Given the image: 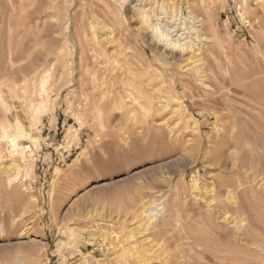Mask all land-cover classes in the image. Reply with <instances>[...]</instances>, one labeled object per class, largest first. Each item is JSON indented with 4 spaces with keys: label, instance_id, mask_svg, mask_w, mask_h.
Returning a JSON list of instances; mask_svg holds the SVG:
<instances>
[{
    "label": "rangeland",
    "instance_id": "rangeland-1",
    "mask_svg": "<svg viewBox=\"0 0 264 264\" xmlns=\"http://www.w3.org/2000/svg\"><path fill=\"white\" fill-rule=\"evenodd\" d=\"M107 1L0 0V125L32 149L25 168L0 136V264H264V131L223 89L264 70V0ZM144 10L186 45L159 41ZM82 47L97 77L84 91ZM38 65L53 85L32 116L19 96ZM123 89L150 105L151 124L127 99L112 108ZM235 163L246 195L232 188Z\"/></svg>",
    "mask_w": 264,
    "mask_h": 264
},
{
    "label": "bare ground",
    "instance_id": "bare-ground-1",
    "mask_svg": "<svg viewBox=\"0 0 264 264\" xmlns=\"http://www.w3.org/2000/svg\"><path fill=\"white\" fill-rule=\"evenodd\" d=\"M15 1V0H13ZM66 3H69L70 0H64ZM80 1V9L88 6L89 8H96L97 3H95V0H88L87 4H82L81 1L83 0H79ZM113 1H118V0H113ZM2 5V4H1ZM4 7V5H2ZM1 6V7H2ZM97 6H102L104 8H108L109 7V3L107 0H101V4L97 5ZM2 7V8H3ZM12 9L11 10H15V6L14 3L11 2V6ZM49 8V7H48ZM31 9V8H30ZM91 9V10H92ZM86 11V9H83V11ZM90 10V11H91ZM94 10V9H93ZM99 11V10H97ZM64 12V11H63ZM94 15L95 12L91 11ZM100 12V11H99ZM37 13V12H36ZM35 13V14H36ZM39 13V12H38ZM70 13V12H69ZM104 13V11L102 12ZM240 13V11H239ZM39 14H36V16ZM98 16V15H97ZM107 16V15H105ZM151 16L152 14L150 12H148L147 10H144L142 12L141 15V19L142 22L146 23L150 28L151 31L153 32V34L155 35V37L161 41L164 42L166 44H168V46L172 47V48H183L186 43H184V40L182 37V35H177L175 34L174 36H176V39H172L171 38V33H169V30H165L160 28L159 26H157L158 24H152L151 21ZM240 16L242 17V14L240 13ZM74 17V16H73ZM153 17H156L157 20H159V16L153 14ZM73 19V18H72ZM168 19H171L170 17ZM68 23V22H67ZM2 25V24H1ZM161 25V24H160ZM104 28V26H102ZM117 27V26H116ZM65 28V27H64ZM118 30V29H117ZM127 32V31H126ZM10 33V32H9ZM24 35V34H23ZM21 37V36H20ZM23 37V36H22ZM129 37V36H128ZM12 38V37H10ZM22 39V38H21ZM130 39V38H129ZM199 39V38H198ZM202 39V38H201ZM19 40V39H18ZM133 41V40H132ZM200 42V41H199ZM8 43V42H7ZM126 43V42H125ZM10 44V43H8ZM188 44V43H187ZM192 44V43H191ZM190 44V45H191ZM132 45V44H131ZM188 46V45H187ZM194 46V45H193ZM188 48V47H187ZM191 48V47H190ZM128 49V48H127ZM132 50V49H131ZM19 50L17 49L16 52H18ZM129 51V50H128ZM11 52V50H10ZM14 53V52H13ZM126 53V51H125ZM10 55V53H8ZM17 54V53H16ZM15 54V55H16ZM20 54V53H19ZM80 57L78 58V69L81 68H85L86 72L88 73V69L91 67V60L87 57L86 55V51L84 50V48L82 47V49H80ZM127 55V54H126ZM199 56V55H197ZM13 57V55L10 56V58ZM131 57V55H130ZM9 58V59H10ZM8 59V60H9ZM130 59V58H129ZM97 60V59H96ZM11 63V62H10ZM135 63V62H134ZM65 64L63 63L62 66H64ZM9 66V65H8ZM190 66V65H189ZM22 67V66H20ZM18 67V68H20ZM41 67V68H40ZM191 67V66H190ZM35 69H37L38 71L42 70L41 73L34 71ZM188 70V69H187ZM97 71V70H96ZM207 71V70H206ZM203 71L200 69V67L194 66L192 67V69L190 70V74H193L195 76V79L197 81H201V79L203 78L202 73ZM38 74V78L36 79L31 77L30 80L28 81V83L30 82V84H25V86L22 89V95L19 96L20 100V106L21 107H26L27 110L31 111L33 113L32 116H34L35 114H39L41 112H43L44 110H46V102L48 100V97L50 99L49 93H50V88L52 87L53 84L50 85V78L47 74V70L44 69L42 67V65H38V66H34L33 68H30L28 70V74ZM125 73V72H124ZM95 72L94 73H88V75L92 76V78H90V81H86L85 79L80 80L79 84L81 86V89L83 90L84 88H86L89 85L92 84V86L96 85V76H95ZM184 74V73H183ZM264 70H260V71H252L249 73H246L245 75V79L242 78L241 80H239L237 83H234V87L233 88H228L227 86H222L223 89H226L227 91H229L230 94L226 95L227 101H229V99L232 100L233 105L232 106L235 110L237 115L241 118V117H245L247 119V122L249 121V124L251 123V126L254 125L255 128L258 132H260V134L264 131L262 130L263 128L260 126L261 123L264 124V95L261 94L260 89L261 87H264ZM124 75V74H123ZM127 75V74H126ZM125 75V76H126ZM155 75V74H154ZM187 75V74H186ZM243 75V74H241ZM162 76V75H161ZM164 77V76H163ZM208 77V76H207ZM228 77V76H227ZM244 77V76H243ZM157 78V77H156ZM237 78V77H236ZM239 78V77H238ZM117 78H115L114 76H109L108 80L106 81V83L109 86H114L115 84H117ZM126 79V78H125ZM151 79V77H150ZM124 81V79H122ZM157 80V79H156ZM193 80V79H192ZM207 80L209 81L210 78ZM120 81V80H119ZM155 81V80H154ZM134 82V81H133ZM164 82V81H163ZM231 82V81H230ZM49 83V84H48ZM101 83V82H100ZM155 83V82H154ZM211 83V82H210ZM219 83V82H218ZM159 84V83H158ZM182 84V83H181ZM134 85V84H133ZM161 85V84H160ZM206 85V84H205ZM127 86V85H125ZM132 86V85H130ZM140 86V85H138ZM191 86V85H190ZM189 86V88H190ZM231 86V85H230ZM123 87V86H122ZM221 87V85H220ZM132 88V87H131ZM129 89V88H128ZM124 90V89H123ZM220 90V89H219ZM84 91V90H83ZM81 91V92H83ZM126 91V90H124ZM123 91V92H124ZM129 91V90H128ZM224 91V90H223ZM226 91V94H227ZM263 91V90H261ZM87 92V91H86ZM221 92V91H220ZM113 94V99L112 101V108L114 109H122L124 106L126 107V101L124 100H129V102L134 105H138L140 107H142L141 110V118L143 119V121L148 125L151 124L147 121L148 117H150V112L152 111V108L150 107V105H144L140 102V100L131 97V93L129 92H124V95L122 98H118L116 94ZM143 94V91L142 93ZM209 95V94H207ZM225 95V94H224ZM140 97V96H139ZM103 98V97H101ZM207 98V97H206ZM224 99V98H223ZM87 96L84 95L83 96V101L85 103H87ZM0 101H1V96H0ZM140 103H139V102ZM215 102V99H214ZM225 103V102H224ZM131 105V106H132ZM219 105V104H218ZM223 105V104H222ZM0 109H3L1 104H0ZM21 111V110H20ZM220 111V110H219ZM100 111L97 110L96 114H98ZM223 112V111H222ZM221 112V113H222ZM129 113V112H128ZM154 115V113H153ZM152 115V116H153ZM222 115V114H221ZM223 116V115H222ZM36 121V120H35ZM145 125V126H147ZM150 127V126H148ZM154 127V126H153ZM253 127V126H252ZM147 128V127H146ZM229 128V127H228ZM233 129V127L231 128ZM237 129V134H235L236 138L235 139V143L236 146L233 147L236 151L238 152V156H236V160L240 159V156L242 155V146H243V135H242V131L240 130V127L236 126ZM148 131V130H145ZM256 131V133H257ZM262 131V132H261ZM232 133L233 130L229 131V133ZM259 134V133H258ZM28 134H21V133H15L14 131H7L6 127L4 125H0V136L3 139V143L4 145L7 147V149L9 150V154L10 157L14 158V157H18L20 158V160L22 161V163H24L25 168L28 166L27 162H25V155L26 153L30 154L32 152V149H30V146H26V147H21L19 144V140L20 138H24L27 137ZM229 135V134H228ZM231 137V136H230ZM232 138V139H234ZM225 139V138H224ZM231 140V138H230ZM226 141V140H225ZM232 141V140H231ZM226 143V142H224ZM34 145H36L35 142H33ZM229 144V143H228ZM234 146V145H233ZM29 156V155H28ZM2 159V158H1ZM16 159V158H15ZM19 160V159H18ZM234 168L236 169V181L232 184H234L233 190H236L237 188H243L242 189V193L244 195L247 194L246 189H244L246 183L242 181V174H241V166L239 164H233ZM22 168V167H21ZM20 169V168H19ZM6 170V172L10 173V171H17V168L15 166H13L12 164L7 166L4 171ZM258 172V171H257ZM253 173L252 177H248L249 180L247 181L248 184H250L251 182H255V180L258 177H261V173ZM262 181H264V178L262 179ZM228 183V182H227ZM226 183V185H227ZM264 183V182H263ZM231 184V183H229ZM264 185V184H263ZM230 186V185H229ZM250 189H248V192L251 194V196L255 195V192L251 189V186L249 187ZM17 192V191H15ZM248 193V194H249ZM150 212V213H149ZM147 214H151V211H149V208H147L146 211H144V214H142L143 216ZM177 261V260H176ZM132 264V263H131ZM137 264V263H136ZM184 264H196L194 262H191V257L189 256L186 257L184 259Z\"/></svg>",
    "mask_w": 264,
    "mask_h": 264
}]
</instances>
